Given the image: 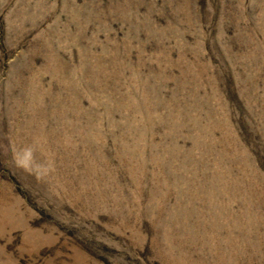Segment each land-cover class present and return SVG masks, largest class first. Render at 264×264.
I'll use <instances>...</instances> for the list:
<instances>
[{
	"label": "rangeland",
	"instance_id": "1",
	"mask_svg": "<svg viewBox=\"0 0 264 264\" xmlns=\"http://www.w3.org/2000/svg\"><path fill=\"white\" fill-rule=\"evenodd\" d=\"M0 264H264V0H0Z\"/></svg>",
	"mask_w": 264,
	"mask_h": 264
},
{
	"label": "clouds",
	"instance_id": "2",
	"mask_svg": "<svg viewBox=\"0 0 264 264\" xmlns=\"http://www.w3.org/2000/svg\"><path fill=\"white\" fill-rule=\"evenodd\" d=\"M23 166V165H22Z\"/></svg>",
	"mask_w": 264,
	"mask_h": 264
}]
</instances>
